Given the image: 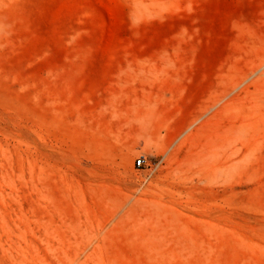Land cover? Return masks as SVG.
<instances>
[{
  "label": "rangeland",
  "instance_id": "obj_1",
  "mask_svg": "<svg viewBox=\"0 0 264 264\" xmlns=\"http://www.w3.org/2000/svg\"><path fill=\"white\" fill-rule=\"evenodd\" d=\"M0 264H264V0H0Z\"/></svg>",
  "mask_w": 264,
  "mask_h": 264
},
{
  "label": "built area",
  "instance_id": "obj_2",
  "mask_svg": "<svg viewBox=\"0 0 264 264\" xmlns=\"http://www.w3.org/2000/svg\"><path fill=\"white\" fill-rule=\"evenodd\" d=\"M136 166H137L138 168H140V167L149 168V169H151V170L154 171V170L157 169L158 164H150V163L146 160V158H145L144 156H140V157H138L137 160H136Z\"/></svg>",
  "mask_w": 264,
  "mask_h": 264
}]
</instances>
